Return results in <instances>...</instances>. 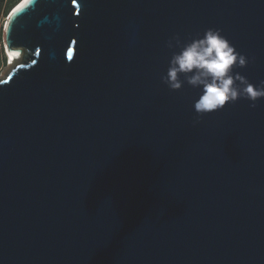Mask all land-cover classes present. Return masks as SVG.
Returning a JSON list of instances; mask_svg holds the SVG:
<instances>
[{
    "label": "water",
    "instance_id": "obj_1",
    "mask_svg": "<svg viewBox=\"0 0 264 264\" xmlns=\"http://www.w3.org/2000/svg\"><path fill=\"white\" fill-rule=\"evenodd\" d=\"M219 30L264 81V0H20L0 77V264H264V98L163 82ZM199 120V123L194 121Z\"/></svg>",
    "mask_w": 264,
    "mask_h": 264
},
{
    "label": "clouds",
    "instance_id": "obj_2",
    "mask_svg": "<svg viewBox=\"0 0 264 264\" xmlns=\"http://www.w3.org/2000/svg\"><path fill=\"white\" fill-rule=\"evenodd\" d=\"M167 46L178 48V51H174L162 80L169 89L178 90L184 83L179 77L184 75L187 83L201 89V95L193 106L198 115L223 109L241 97L252 101V107L257 100L264 98V81L258 86L253 85L233 73L234 67H245L248 60L219 30L209 29L184 44L176 40L173 45L170 40ZM194 123H199V120Z\"/></svg>",
    "mask_w": 264,
    "mask_h": 264
},
{
    "label": "trees",
    "instance_id": "obj_3",
    "mask_svg": "<svg viewBox=\"0 0 264 264\" xmlns=\"http://www.w3.org/2000/svg\"><path fill=\"white\" fill-rule=\"evenodd\" d=\"M20 0H0V21L3 17H7L12 8L19 2ZM4 47H2V41L0 39V64L5 61L4 56Z\"/></svg>",
    "mask_w": 264,
    "mask_h": 264
},
{
    "label": "rangeland",
    "instance_id": "obj_4",
    "mask_svg": "<svg viewBox=\"0 0 264 264\" xmlns=\"http://www.w3.org/2000/svg\"><path fill=\"white\" fill-rule=\"evenodd\" d=\"M7 17H3L0 21V39L2 41V47H4V28H5V20ZM5 47H4V56H5V61H3L0 64V77L3 76L10 68L11 65V58L10 56L8 57V54L5 52Z\"/></svg>",
    "mask_w": 264,
    "mask_h": 264
}]
</instances>
